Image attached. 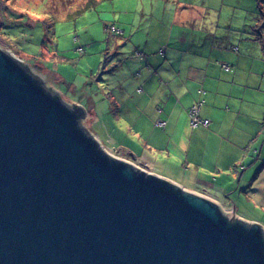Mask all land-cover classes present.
I'll use <instances>...</instances> for the list:
<instances>
[{
  "label": "water",
  "instance_id": "95a60500",
  "mask_svg": "<svg viewBox=\"0 0 264 264\" xmlns=\"http://www.w3.org/2000/svg\"><path fill=\"white\" fill-rule=\"evenodd\" d=\"M0 48V264H264V229L123 158Z\"/></svg>",
  "mask_w": 264,
  "mask_h": 264
},
{
  "label": "crops",
  "instance_id": "0c3cea01",
  "mask_svg": "<svg viewBox=\"0 0 264 264\" xmlns=\"http://www.w3.org/2000/svg\"><path fill=\"white\" fill-rule=\"evenodd\" d=\"M209 18L213 17L207 14ZM144 35V45H115L117 64L129 82L122 100H111V111L105 104L94 105L90 97L87 106L82 101L71 103L85 111L87 107L102 110L113 136L108 138L103 131L92 133L104 147L111 141L120 146L112 149L119 157L204 195L264 229V220L238 215L235 208L231 209L235 205L259 207L250 198L237 204L231 201L236 180L237 185L244 186L246 197L250 195L246 191L252 190L264 205V164L252 182L248 181L258 161L263 163L264 159V111L257 109L256 100L248 98L257 97L255 92L264 80L259 73L264 61L242 55L240 49L235 52L232 46L202 43L200 39L181 46L179 37H173V29L163 26ZM117 36L126 39L124 32ZM135 37L133 30L128 39ZM181 42H188V38ZM89 85L92 91L99 86L87 79L85 91ZM200 101V115L211 123L193 128L188 112ZM162 122L165 125H159Z\"/></svg>",
  "mask_w": 264,
  "mask_h": 264
},
{
  "label": "rangeland",
  "instance_id": "374dc122",
  "mask_svg": "<svg viewBox=\"0 0 264 264\" xmlns=\"http://www.w3.org/2000/svg\"><path fill=\"white\" fill-rule=\"evenodd\" d=\"M255 13L257 19H253ZM207 14L213 18L206 19ZM115 24L126 39L112 31ZM1 25L5 35L19 33L17 45L26 52L25 61L31 64V73L49 93L57 94L71 108L76 101L87 106L90 97L94 105L105 104L111 111V100L120 102L129 82L117 64L115 45L131 48L144 45L147 40L144 32L151 28L153 31L160 26L173 29V37H179V45L187 46L200 39L202 43L232 46L235 52L240 49L242 55L264 61V0H0ZM133 30L137 37L130 41L129 34ZM185 37L188 42H181ZM5 51L19 60L11 51ZM259 73L264 79V69ZM87 79L99 84L96 91H92L90 85L85 91ZM255 93L257 97L249 96V100H256L257 109L264 111V80L261 79ZM85 113L81 125L90 134L103 131L106 137L113 136L100 108L91 111L87 107ZM105 145L120 148L113 141ZM123 153L127 155L126 151ZM258 163L257 170L248 179L250 182L264 159L263 163ZM237 181L231 201L250 198L249 201L255 205L258 202L259 207L235 205L231 209L235 208L238 215L264 220V205L259 202L262 199L258 200L252 190L246 191L250 194L246 197L242 191L244 186L237 185ZM222 209L234 215L233 210Z\"/></svg>",
  "mask_w": 264,
  "mask_h": 264
},
{
  "label": "trees",
  "instance_id": "16d2710c",
  "mask_svg": "<svg viewBox=\"0 0 264 264\" xmlns=\"http://www.w3.org/2000/svg\"><path fill=\"white\" fill-rule=\"evenodd\" d=\"M254 18H256V13L254 14ZM257 19V18H256ZM260 20V18H258ZM3 25L0 26V48L3 49V50H7V51H11L12 53H14L15 55H17V57H19V60L21 62V64L27 68L29 71H31V67H30V63L26 60L25 57H27L25 54L26 52H24V50H22L17 44L20 42L18 39H19V33L17 34H8V35H5L2 33L1 31V28H2ZM107 26V24L105 25ZM107 28V27H106ZM108 28H110L108 26ZM112 31H114L116 33V36L117 35H121L122 34V30H120L116 24L112 26ZM24 53V54H23ZM79 106V105H78ZM84 112H85V109H84ZM86 114V113H85ZM201 114V113H200ZM191 124V123H190ZM192 127V126H191ZM92 134V133H91ZM93 135V134H92ZM94 136V135H93ZM95 137V136H94ZM101 145V147L103 149H109L111 150L112 152H115L117 154L116 151L112 150L111 148H108V147H104L101 143H99Z\"/></svg>",
  "mask_w": 264,
  "mask_h": 264
},
{
  "label": "built area",
  "instance_id": "2783aa9c",
  "mask_svg": "<svg viewBox=\"0 0 264 264\" xmlns=\"http://www.w3.org/2000/svg\"><path fill=\"white\" fill-rule=\"evenodd\" d=\"M225 69H229V67L224 66ZM204 93V91H203ZM202 102L195 103L193 107L189 110L188 114L190 117V123L193 128H198V127H209L210 126V120L208 119H203L200 115V110H201ZM159 125H165V122L160 123ZM96 138V137H95ZM97 139V138H96ZM110 156L115 157V158H121L119 157L115 152H112L109 149H104ZM130 161V160H128ZM132 162V161H130ZM134 163V162H133ZM138 165V164H137ZM154 173V172H153Z\"/></svg>",
  "mask_w": 264,
  "mask_h": 264
},
{
  "label": "clouds",
  "instance_id": "9594fccd",
  "mask_svg": "<svg viewBox=\"0 0 264 264\" xmlns=\"http://www.w3.org/2000/svg\"><path fill=\"white\" fill-rule=\"evenodd\" d=\"M98 140V139H97Z\"/></svg>",
  "mask_w": 264,
  "mask_h": 264
}]
</instances>
